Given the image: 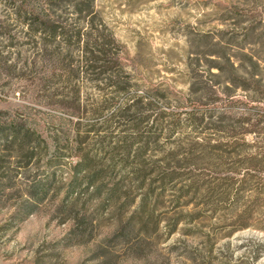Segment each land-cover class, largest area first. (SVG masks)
Instances as JSON below:
<instances>
[{
    "label": "rangeland",
    "instance_id": "obj_1",
    "mask_svg": "<svg viewBox=\"0 0 264 264\" xmlns=\"http://www.w3.org/2000/svg\"><path fill=\"white\" fill-rule=\"evenodd\" d=\"M2 130L0 264H264V0H0Z\"/></svg>",
    "mask_w": 264,
    "mask_h": 264
},
{
    "label": "trees",
    "instance_id": "obj_2",
    "mask_svg": "<svg viewBox=\"0 0 264 264\" xmlns=\"http://www.w3.org/2000/svg\"><path fill=\"white\" fill-rule=\"evenodd\" d=\"M84 61L87 64L89 62H93V61L99 62L101 64L100 67L101 68H106V69L107 68L109 69L111 67V65H113L115 63L114 60H84ZM105 73H107V72H105ZM95 131L96 130L94 128H92L88 132H95ZM9 138H14V139H16L15 141H17L18 139L21 138L22 141H23V140H25L26 136L22 133V131H15V132H11V133L7 132L6 130L0 131V141L1 142L4 141V140H7L8 141ZM80 168H81V171H84V172L90 171V169L92 170V166L89 165V161H87V159H85L84 161L78 163V165L76 166V169H79L80 170ZM248 176H250V174H247L246 175V178H245V174H244L243 179L238 180L236 182H233L231 185H233L234 187L238 186L237 187V191L238 190H241L242 187L244 186V184H246L248 181H251V179L250 180L248 179ZM259 247H261V250H262V247H264V245L261 244V245H259ZM263 252L264 251H260L259 252V255L257 257V260L260 259V257H261V255H262Z\"/></svg>",
    "mask_w": 264,
    "mask_h": 264
}]
</instances>
